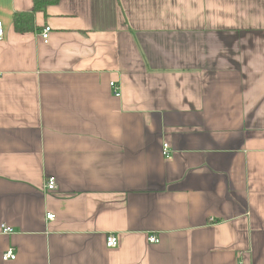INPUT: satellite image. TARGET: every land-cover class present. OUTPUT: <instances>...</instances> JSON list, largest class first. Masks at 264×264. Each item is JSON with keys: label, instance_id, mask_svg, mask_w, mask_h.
Masks as SVG:
<instances>
[{"label": "crops", "instance_id": "0c3cea01", "mask_svg": "<svg viewBox=\"0 0 264 264\" xmlns=\"http://www.w3.org/2000/svg\"><path fill=\"white\" fill-rule=\"evenodd\" d=\"M33 9L0 0V264H264V0Z\"/></svg>", "mask_w": 264, "mask_h": 264}, {"label": "built area", "instance_id": "2783aa9c", "mask_svg": "<svg viewBox=\"0 0 264 264\" xmlns=\"http://www.w3.org/2000/svg\"><path fill=\"white\" fill-rule=\"evenodd\" d=\"M50 31H51V27H47L42 32V37L44 38L45 41H48ZM3 37H4V24L2 22H0V42L4 40ZM111 89H112V92H114V95L116 97L119 98L122 96V92L120 91V87L118 86V84L116 82H114V81L111 82ZM162 148H163L164 158L167 161L172 159L173 158V150L170 147V144L164 143ZM56 185H57V180L55 179V177H48L47 178V189H48V191H53L55 189ZM54 218H55V216L50 214V213L47 215L48 220H52ZM2 228H3V232L5 234H12L14 231V229H12L8 226H5V225H3ZM148 241L150 243H156L157 244V242H159V238L156 236H150L148 238ZM106 245L108 248L116 247L118 245V237L115 235H108ZM16 257H17V255L15 254L14 249L13 250L11 249V250H8L7 252L4 253L3 259L5 261H9V260L13 261L14 259H16Z\"/></svg>", "mask_w": 264, "mask_h": 264}, {"label": "trees", "instance_id": "16d2710c", "mask_svg": "<svg viewBox=\"0 0 264 264\" xmlns=\"http://www.w3.org/2000/svg\"><path fill=\"white\" fill-rule=\"evenodd\" d=\"M61 0H33L32 12H20L13 16L14 29L18 33H27L35 30V14L37 12L45 13L47 7L50 5H56Z\"/></svg>", "mask_w": 264, "mask_h": 264}, {"label": "bare ground", "instance_id": "6f19581e", "mask_svg": "<svg viewBox=\"0 0 264 264\" xmlns=\"http://www.w3.org/2000/svg\"><path fill=\"white\" fill-rule=\"evenodd\" d=\"M47 28V27H46ZM44 31V30H43Z\"/></svg>", "mask_w": 264, "mask_h": 264}]
</instances>
